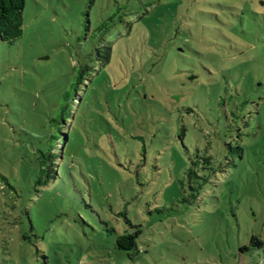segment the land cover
Segmentation results:
<instances>
[{"label":"rangeland","instance_id":"1","mask_svg":"<svg viewBox=\"0 0 264 264\" xmlns=\"http://www.w3.org/2000/svg\"><path fill=\"white\" fill-rule=\"evenodd\" d=\"M22 14L0 42V264H263L264 0H25ZM87 65L95 127L37 185L36 149ZM126 235L135 248L116 246Z\"/></svg>","mask_w":264,"mask_h":264},{"label":"trees","instance_id":"2","mask_svg":"<svg viewBox=\"0 0 264 264\" xmlns=\"http://www.w3.org/2000/svg\"><path fill=\"white\" fill-rule=\"evenodd\" d=\"M24 4L25 0H0V42L10 44L21 36ZM105 23H101L96 28L99 41L94 51L95 61L98 63V68L101 69L109 63L111 57V49L104 40ZM99 72L100 70L97 71L96 66L89 67L87 65L79 68L75 79L64 91L54 116L49 119L51 132L47 140L41 141L42 145L36 149L38 173L35 184L46 186L58 177L60 170L65 165L68 149H73L77 141V127H95L96 113L90 106L89 92L94 76ZM193 80L194 77H190L189 81ZM92 91L95 93L94 90ZM175 98V96L171 97V103L178 102L179 99ZM232 114L234 115V113ZM134 239L135 236L131 235L119 236L116 238L115 244L121 249H133L136 247ZM251 245L258 249L264 246L255 237L251 238ZM244 250V248L241 249V251Z\"/></svg>","mask_w":264,"mask_h":264},{"label":"built area","instance_id":"3","mask_svg":"<svg viewBox=\"0 0 264 264\" xmlns=\"http://www.w3.org/2000/svg\"><path fill=\"white\" fill-rule=\"evenodd\" d=\"M262 263L264 264V257H263V259H262Z\"/></svg>","mask_w":264,"mask_h":264},{"label":"water","instance_id":"4","mask_svg":"<svg viewBox=\"0 0 264 264\" xmlns=\"http://www.w3.org/2000/svg\"><path fill=\"white\" fill-rule=\"evenodd\" d=\"M177 100V98H175Z\"/></svg>","mask_w":264,"mask_h":264}]
</instances>
